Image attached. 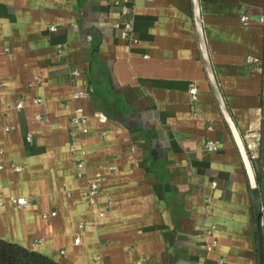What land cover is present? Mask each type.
Returning <instances> with one entry per match:
<instances>
[{
	"label": "crops",
	"instance_id": "crops-1",
	"mask_svg": "<svg viewBox=\"0 0 264 264\" xmlns=\"http://www.w3.org/2000/svg\"><path fill=\"white\" fill-rule=\"evenodd\" d=\"M198 4L264 203V0ZM198 40L192 0H0V125L14 126L0 132L1 191L31 202L0 206V238L62 264H257L249 181ZM78 106L87 118L84 177L69 147ZM97 173L101 192L90 205Z\"/></svg>",
	"mask_w": 264,
	"mask_h": 264
},
{
	"label": "built area",
	"instance_id": "built-area-1",
	"mask_svg": "<svg viewBox=\"0 0 264 264\" xmlns=\"http://www.w3.org/2000/svg\"><path fill=\"white\" fill-rule=\"evenodd\" d=\"M125 12H126V9L123 7V13H125ZM260 19L264 22V14L261 15ZM240 21H241L242 26H246L247 22H248V18L245 16L241 17ZM51 30H55V27H51ZM129 30H130V24L125 23L124 29L122 31V36L124 38L129 35ZM59 53L60 54L63 53V50L61 49V47L59 48ZM253 60H255V59L252 57H248V61H253ZM73 74L75 76H80L81 73L78 70H74ZM189 93L191 94V98L195 99L196 94H197L196 87L192 86L189 89ZM87 96H88V91H76L73 93V97L75 99H78V100L85 99ZM36 101H38V100H36ZM23 106H24L23 101H19L18 108H23ZM83 111H84V108L82 106H78L74 109V112H73V115L71 118V127H70V131H69V133H70V144H69L70 150L74 153H76V152L78 153V156L76 158V165L79 168V173H78L79 177H84L86 175V172H85V167H86L85 156H86L87 152H86L85 148L82 146L81 140H80V132L81 131L87 132V128L85 127V125L87 123V118L83 115ZM36 118L41 119L42 115L37 114ZM12 130H14V126H11V125L2 126V125H0V132L1 131H12ZM27 138H28V140H32V135L28 134ZM205 147H206L207 151H213V150L217 149V143L215 141H207ZM252 156L253 155H251V157ZM11 167L16 172H20L23 170L22 166L14 164V163H12ZM0 168H4V165L3 164L0 165ZM115 169H116L115 166L111 167L112 171H114ZM101 178H102V175L100 173H97L94 179H89V183H88V186H87V189L85 192V198L90 205H95L98 201V198H99L100 192H101V189H100V179ZM213 185H214V183H213ZM1 190H2V186L0 184V206L7 203V202H10L13 205H16L18 207H24V208L30 207L31 202L27 198L15 197V196L7 198L3 195ZM104 214H105L104 211L100 212L101 216H103ZM56 215H57V212L52 211L49 213H44L43 217L48 218V217H54ZM80 226L83 227V224H81ZM80 240H81V238H80V236H78L76 238V242L80 243ZM218 263L223 264V260L219 259Z\"/></svg>",
	"mask_w": 264,
	"mask_h": 264
},
{
	"label": "water",
	"instance_id": "water-1",
	"mask_svg": "<svg viewBox=\"0 0 264 264\" xmlns=\"http://www.w3.org/2000/svg\"><path fill=\"white\" fill-rule=\"evenodd\" d=\"M193 5V13H194V20L197 29L198 41L201 49V55L206 71L207 78L209 80L211 89L214 93L216 101L218 103L220 112L231 132L232 138L238 148L240 157L242 159L243 166L245 168L247 178L249 181L250 189H251V199L253 204V210L256 218V232H257V251H258V259L257 264H264V203L261 200V195L258 189L257 180L253 171V164L249 153L247 151L246 145L243 142L237 127L235 126L229 111L226 107V104L223 100L217 82L215 80V76L213 73V69L211 67V63L209 60V56L207 53L201 23H200V14H199V4L198 0H192ZM262 149H261V162L264 169V105H263V126H262Z\"/></svg>",
	"mask_w": 264,
	"mask_h": 264
},
{
	"label": "trees",
	"instance_id": "trees-1",
	"mask_svg": "<svg viewBox=\"0 0 264 264\" xmlns=\"http://www.w3.org/2000/svg\"><path fill=\"white\" fill-rule=\"evenodd\" d=\"M0 264H62L19 243L0 238Z\"/></svg>",
	"mask_w": 264,
	"mask_h": 264
}]
</instances>
